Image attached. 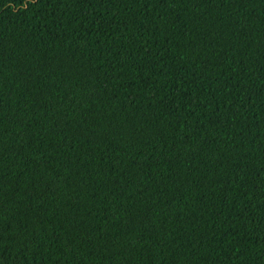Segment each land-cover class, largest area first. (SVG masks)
Here are the masks:
<instances>
[{
	"label": "trees",
	"instance_id": "16d2710c",
	"mask_svg": "<svg viewBox=\"0 0 264 264\" xmlns=\"http://www.w3.org/2000/svg\"><path fill=\"white\" fill-rule=\"evenodd\" d=\"M0 264H264V0H0Z\"/></svg>",
	"mask_w": 264,
	"mask_h": 264
}]
</instances>
